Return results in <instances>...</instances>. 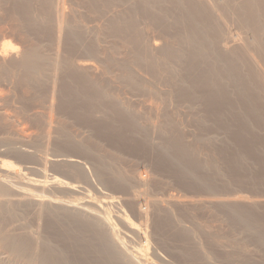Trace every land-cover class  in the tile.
<instances>
[{"label":"bare ground","instance_id":"6f19581e","mask_svg":"<svg viewBox=\"0 0 264 264\" xmlns=\"http://www.w3.org/2000/svg\"><path fill=\"white\" fill-rule=\"evenodd\" d=\"M162 16L170 18L174 26L166 34L158 30L157 35L177 42L179 49L165 50L163 45L155 42L154 24ZM180 26L181 31L178 28ZM0 89L3 90V93L0 92L2 109L9 103L17 102H31L35 107L47 103L53 111L68 110L75 113L85 107V114L81 117L96 130L102 131L115 125L109 121L110 116L128 127L145 128V132H137L138 140L112 143L114 146L125 144L137 150L150 148L160 152L169 164L176 167L182 182L189 185V189L192 187L193 191L195 186L203 190V193L206 191L213 195V192L219 190L215 189L219 185L212 184L213 180L222 177L226 170L222 173L220 167L223 165L219 166L221 162L218 164L219 159L216 160L218 156L211 155L207 148L211 143L219 142L220 138L215 139V135L200 139L197 135L199 133L190 132L191 128L188 132L186 126L194 124L196 130L206 128L205 118L209 115H231L239 104L244 106L248 115L260 117L264 109V0H0ZM0 117L10 118L7 114H0ZM31 121L36 130L49 128L46 133L51 134L48 122L42 121L37 113L32 114ZM260 121L264 124L263 120ZM10 124L16 128L14 122ZM28 130L27 133L21 130L23 133H19V136L31 141L33 138ZM154 132L165 137L161 143L154 144ZM170 135H174L175 139ZM190 137L193 140H187ZM192 145L200 147L202 151ZM71 146L74 152L92 161V170L77 154L71 158L66 156L53 159L38 156L26 149L12 148L9 156L18 161H37L40 167L44 166L43 169L37 167L35 171L43 175L47 164L51 163L55 168L66 167L68 174L81 183H97L108 191L127 194L130 180L116 175L112 176L114 179H108L104 175L106 165L98 159L95 150H85L68 142L67 147ZM200 154L206 157L205 162L200 161ZM9 161L2 160V168L18 176V171ZM197 169L210 172L213 179H208L212 181L206 179L207 176L201 178L202 175H196ZM18 181L0 178V244L10 253V258H0V264H69V255L48 239L58 243L70 240L66 223L72 213L68 204L54 205L47 196L35 193L33 187L44 192L46 181L28 178L23 183ZM132 181L142 187L151 183L149 177L140 175L133 177ZM221 190L220 193L223 192ZM20 193L25 195L24 201L10 199ZM221 195L207 203L216 208L217 212L219 208L226 212L223 211V214L230 217L226 220L230 222L227 225L233 229L230 231L233 232L239 226L248 234L257 235L261 244L258 243L264 248V228L259 227L262 214H259L261 218L257 213L252 214L253 209L264 204V200L257 201L242 195ZM131 197L124 205L136 219L148 221L152 216L150 220L158 222L164 216L166 219H162L165 222L159 221L158 225L164 224L165 229L170 224L175 231L174 234L172 230H166V237L171 232L180 239L192 241L195 232L191 233L183 226L169 221V217L162 213L164 207L161 202H152L148 210L140 206L139 196ZM100 200L112 210L121 211L120 203L116 204L110 195L103 194ZM201 203L174 199L169 201V204L187 208L202 206ZM34 206V217L31 220L26 218L24 223L19 224V233L10 232V223L24 217L19 211L24 209L28 215L26 212ZM244 209L253 211L248 210L250 213L247 211L245 215L242 213ZM72 211L76 216L78 232L86 237L85 246L90 245L89 248L78 245L77 256H81L79 264H92L88 261L90 254L97 257L93 264H143L142 250L120 239L118 228L107 214L90 206L79 205ZM31 224L36 226L37 231L32 230ZM127 225L129 229H134L137 238L147 239L146 232ZM202 230L204 235L207 231ZM40 231H45L46 236H41ZM162 231L165 230L159 232ZM221 231L218 235L209 233L216 245L227 240L224 236L226 230ZM161 239L160 242L164 241V236ZM235 241L233 238L227 241V246L234 249ZM221 244L219 246L222 249L225 247V253L222 252L224 261L234 263V257L240 254L236 255L233 250L230 252L223 246L225 244ZM189 246L191 250L196 248ZM193 253L195 251L187 252L188 255ZM182 254L180 256L184 258ZM195 258H192L193 261ZM192 259L188 258V263L191 264Z\"/></svg>","mask_w":264,"mask_h":264},{"label":"rangeland","instance_id":"374dc122","mask_svg":"<svg viewBox=\"0 0 264 264\" xmlns=\"http://www.w3.org/2000/svg\"><path fill=\"white\" fill-rule=\"evenodd\" d=\"M125 26L126 25H124V27ZM173 26L174 25L171 19L163 16L160 17L159 22L157 24H154V40L160 45H163L165 50L172 48H176V49L180 48V45L177 44V42L173 41L172 39H166L165 36L159 37L157 35L158 30H163L166 34L167 30L168 32L172 31L170 28ZM178 28L179 31H181L182 27L180 26ZM113 41H118V40H113ZM15 44L16 43L14 42L13 45ZM0 92L3 93V90L0 89ZM239 105L238 106L241 109L236 105L235 106L236 109L234 113L231 115L230 113H228L227 115L226 113L225 115L220 114V116L209 115L207 118H205V122L207 120V123H205L206 128L204 127L203 129H199L201 131H199L198 129L196 130L194 124L193 125L191 124V127H189L190 126L189 124H187L186 126L188 132L191 128L190 132L193 131L194 134L199 133L197 135L200 137V139L202 138L204 139L203 136L208 138V137H214L215 135H216L214 137L215 139L217 138L221 139V140L218 139L219 142H214L213 145L211 143V146L209 145L208 148L207 146L204 147V149L207 148L210 150L208 151L210 152L211 155L216 154V156L219 157L218 158L214 155L216 157V160L219 159L218 164L221 162L219 166L223 165L222 167H220L222 173L226 170L223 173L222 177L215 178L214 179L215 181L213 180L212 184L219 185V187L216 186L215 188L217 190L219 189L218 192L217 191H215L216 193L213 192V195H211L212 194L211 192H210L211 194L210 193L208 194V192L206 191H204L203 193V190L201 191V189L199 188L197 189V187L194 188L195 186L193 187L194 189L193 191L191 190L192 187L191 189H189L190 186L189 185L187 186V184L184 181L182 182L183 179L177 173L176 167L172 164H169V162L166 161L167 158L164 155H162L160 152L155 150L152 151L150 148L137 150L125 144H119L118 146H114L112 143L113 141L117 142L120 140H128V139L138 140L139 136L137 135V132H145L147 129L138 128V127H128L122 124L121 122H117L115 118L110 116L108 118L109 121L114 123L115 125L110 126L109 129H104L102 131H99L94 129L95 127L92 128L89 125H87L83 120V118L81 117L85 114L86 111L85 107L79 110L78 113L72 111L69 112L68 110L53 111L49 108V105L47 103H41L38 107H35L34 103L31 102H17V103H9L8 106H6L4 109L0 108V114H7L10 116V118L7 119L0 117V178H7L9 180L16 179V181L21 180L22 183L25 182L27 178L40 180L43 182L46 181V184L44 185L45 186L44 192H42L41 189L38 187H33L32 189L34 191L36 190L35 193L42 194L43 196H47L50 202L53 203L54 205L68 204L69 206L68 208L72 213L71 218L68 221V224L66 223L71 235L70 240L67 242L62 241L58 243L56 240H53L51 238L48 239L51 244H54L55 246H57V248L63 250L65 253L69 255V259H70L69 264H79V259L81 257L80 256L78 258L77 256V248H79L78 246L79 244H81L82 248L83 247L89 248L90 246V245L85 246L87 244L85 242L86 237L84 234H80L78 232V223L76 220V216L73 214L72 211V209H74V207L78 205L88 206V207L90 206L93 209L102 211L103 213L107 214L110 220L115 224L116 228H118L120 232L119 233L120 239L124 240L128 245L137 247L142 250V253L144 255L142 260L143 264H187L188 261H190L188 260V258L192 259L197 256H199L197 257L199 259L195 258L194 260L195 262L192 259L191 264H198V262L199 263L201 262L200 264H220V263L228 264V262L232 264L233 262L228 260L224 261L222 257V255L225 253V251H223L225 250L224 249L225 247L222 249V247L219 246V244L221 243L216 245V243L212 240L211 235L209 236V233L217 234L220 230H222L221 232H224L225 230L227 232L224 233L225 235L223 234L225 238L227 237V240L226 239L222 240V243L225 242L223 243L225 245L223 244L221 245L226 246V249L230 250V252L232 250L235 251L234 253H237L236 255L240 254L238 255L239 257L235 255L236 257H234L235 260L233 264H249V263L264 264V251H263L264 248L262 247V245H260L261 242L258 239L259 237H257V235L255 234L254 235L248 234V232L244 231V229H241L239 226L238 228L236 227V229L234 227V229L237 230V231L234 230L236 233H234V231L233 232L230 231L233 229L231 226H228L230 222L229 221L228 223L226 222V220H229L228 218H230L227 214H225L226 212L221 208H219L220 210L218 209L217 212L216 208H212L210 204L207 203L213 197L217 195L220 196L221 194H222L221 196L224 195L225 197L228 195L229 196L233 195V197L234 195L235 196L242 195L248 197L249 199H253V200L258 199L257 201L264 200V178H263L264 177V171H263L264 170V133H263L264 124H261L260 121L263 120L262 123L264 122V116H263L264 109L262 110L263 112H261L260 117L257 116L258 118H256L255 116H251V114L248 115L246 112L247 110L244 108V106H242L241 104ZM15 107L16 110L18 108L20 110L18 109L17 111H15ZM35 113L38 114V116L42 121L45 120L46 122H48L51 134L48 135L46 133L48 132L49 128L48 130H44V129L36 130L35 128H33L34 126L32 124L33 122L31 121V116L32 114ZM213 116L217 118H214ZM243 117L244 118L246 117L247 119L245 118V120H243ZM10 122H14V126H16V128L13 127V125L10 124ZM244 124L246 125V127ZM213 125L216 126L214 127ZM21 130L25 132L26 130H28V133L31 134V139L32 138L33 139L31 141L22 139L19 136V133H23L21 132ZM249 131H251L250 134ZM154 133H155L154 144L161 143L164 140L163 138L165 137L161 136L162 137L161 138L158 133L156 132ZM180 135L182 134L180 133ZM47 136L49 141L47 140ZM170 137L173 140L175 139L174 135H170ZM184 137L186 138V136ZM103 139H107V140H103ZM187 140H193V137L192 138L190 137V139L188 138ZM68 142L83 147L85 150H89V148L95 150L98 159L103 164L106 165V169H105L106 173H104V175L108 179H114L112 176L116 175V176H122L123 178H127L128 180H130V189L127 192V194L108 191L105 189L104 186H101L97 183H90V185L86 184V182L81 183L73 175L68 174L66 167L55 168V166H53V164L51 163L47 164L45 175H43L40 174L39 171L38 173L37 171H35L37 167L39 168L41 166V164L38 163L37 161H33V160L18 161V159L15 160L16 158H14L13 156L11 155L9 156L10 154L9 152L12 151V148H14L15 150L22 148L32 151V153H36L38 156L41 157L55 159V158H62L68 156L71 158L72 156H75L77 153L74 152L72 146L67 147ZM192 147L196 148L195 145H192ZM210 147H212L213 149L212 148L210 149ZM77 156L78 157L81 156L79 159L84 164L89 166L90 170H92V167L90 165V163L92 162L91 160H88L85 156L81 154L80 155L77 154ZM239 156L242 158H240ZM12 157L14 159H12ZM201 157L202 158L199 157L200 161L205 162L204 159H206V157L203 155H201ZM2 160H10L11 166L18 171V176L14 175L15 173L14 174L12 172L10 173L7 171V169L2 168L1 166ZM246 160L248 162H246ZM239 161L241 162L244 161V162L241 163ZM37 164L40 165L38 166ZM43 166L44 165H42L40 169L41 168L43 169ZM196 172H197L196 175L198 174L200 177L201 175L203 176L201 178H205L204 176H207L206 179H208V177H211L213 179V175L206 170L203 171V169L202 170L197 169ZM139 175L142 177H149L151 179L150 185L147 187L137 186L136 183L132 181V178L137 177ZM223 176L226 178H224ZM211 178L208 180H211ZM52 182L55 183L52 184ZM223 182L225 185L223 184ZM24 188L27 187L24 186ZM73 188L75 189L78 188V190L74 191ZM220 190L223 192L220 193ZM103 194L110 195V198H112V200L116 204L117 202H119L120 206H122L121 211L112 210L111 208H109V206L103 204L100 200V198H103ZM132 195H136L140 197V202H141L140 206L143 209L149 210L152 202L155 201L161 202V204L164 207L162 213H164L169 217L170 219L169 221L183 226L191 233L195 232L196 236L192 235V241L186 238L183 240V238H181L183 240L182 241L177 234L174 235L175 231L172 229L173 226L169 224L170 225L169 229H166L169 226L166 224L167 227L165 226L164 229L163 226L164 224H161L163 227L161 225H158L159 221H161V223L163 221L165 222V220H163L166 219L163 218L164 216L160 217L158 219V222L157 220L155 222L154 219L150 220L152 216H150L148 221L136 219L132 214V212H130L127 209V207L124 205L128 201V199L132 198L131 197ZM10 199H12L13 201H24L25 195L20 193L19 196H11ZM170 199L179 200V201H195L196 204H198L201 201L202 206H197L195 208L179 207L176 205L169 204ZM35 208L36 207L34 206L32 210H29L30 212L29 211L26 212L28 215L25 214V212L23 211L24 209L19 211V213L23 215L25 218L21 216L22 220H20L21 217H19V219H17L15 222L10 223L8 227L9 231L14 233H19L20 232L19 224L21 225L22 223H24V220L27 219L31 220L34 217V214L32 212ZM248 210L250 212L254 210L252 214L255 213V215L257 214L259 215L261 213L262 218L259 215L261 218L260 220L261 221L264 220V204H262L261 206L259 205V208H257L256 210L255 209L253 210L248 209ZM248 210H245L244 212L242 210V213L246 215ZM223 211L225 212L224 213L225 215L223 214ZM219 213L222 214L220 215ZM217 217L220 218L218 219ZM123 218L127 222L124 221ZM220 220L223 222H221ZM261 221L259 227L261 226L260 228L262 227L264 228V221L262 223ZM32 223L36 225L35 222ZM127 223L132 225L133 227L139 228L141 232H146L148 234L147 239L144 237H141L140 239L137 238L134 229H129ZM33 224H31L30 226H33ZM218 224L219 225L224 224V225L223 226L220 225L221 226L220 227ZM63 225L64 227L67 228L65 223ZM157 225L159 226V228ZM155 226L157 228H155ZM31 228L32 230L37 231L36 226H33ZM199 228L200 230L198 231ZM157 229L159 231L161 229L165 231H162L160 233ZM202 229H205L208 233L206 232L203 235ZM155 230H157L158 232ZM166 230L169 231L172 230L174 234L172 233L173 234L172 235L171 232L167 231V234L169 232L170 235L168 234L166 237L165 235ZM155 232L160 234H156ZM40 235L46 236L45 231H40ZM163 236L165 238L164 239L165 242L164 241L160 242ZM170 236H172L173 239ZM175 236L178 237L175 238ZM232 238L233 241L236 240L235 247L237 248L234 247L233 249L231 247H228L230 240L232 241ZM255 238L257 241L255 240ZM263 238H264V234H263ZM176 239L178 240L180 239L179 241L181 242H179ZM186 240L187 242H185ZM258 241L260 244L258 243ZM255 244L258 246H256ZM189 245H192L193 248L195 246L196 248L191 250L190 249L191 247ZM186 246L188 248L187 252H189V250L190 253L191 251L193 252L195 251V253L197 254L199 253L200 255L196 254V256H194L195 253L188 255L189 253L187 254V252L184 251L187 249ZM34 249L37 248H33V250ZM38 249H40V247ZM220 249H222V251ZM183 252L184 254H182ZM222 252L224 253L222 254ZM181 254L183 255L184 258L180 256ZM176 255L178 256L179 259L177 258ZM191 255L193 257H190ZM0 258H5V259L10 258V253L6 251L4 246L1 244H0ZM89 258L91 259V261ZM89 258L88 261L90 263L92 262L95 263L94 261H96L97 259V257L92 254L89 255ZM200 258L203 259L201 260ZM196 260L198 262H196ZM188 264H190V262Z\"/></svg>","mask_w":264,"mask_h":264}]
</instances>
